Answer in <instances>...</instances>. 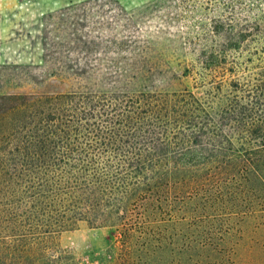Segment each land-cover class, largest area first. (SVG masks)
Wrapping results in <instances>:
<instances>
[{
    "label": "trees",
    "instance_id": "1",
    "mask_svg": "<svg viewBox=\"0 0 264 264\" xmlns=\"http://www.w3.org/2000/svg\"><path fill=\"white\" fill-rule=\"evenodd\" d=\"M164 6L184 35L165 56L141 42L125 71L138 88L0 94V264H77L53 239L82 223L118 231L135 264L159 233L255 212L264 0Z\"/></svg>",
    "mask_w": 264,
    "mask_h": 264
},
{
    "label": "rangeland",
    "instance_id": "2",
    "mask_svg": "<svg viewBox=\"0 0 264 264\" xmlns=\"http://www.w3.org/2000/svg\"><path fill=\"white\" fill-rule=\"evenodd\" d=\"M167 1L0 0V94L138 88L140 82L131 81L132 72L125 71L141 42H148L149 55L165 56L182 41L185 27L181 19L179 24L171 19L175 15L164 6ZM260 169L264 177V163ZM255 189V212L215 221L219 227L230 218V229L159 233L160 247L150 255L139 252L143 260L135 264H264V185ZM205 238L214 239L219 250L198 245ZM53 242L77 264L134 263L119 232L110 227L82 223Z\"/></svg>",
    "mask_w": 264,
    "mask_h": 264
},
{
    "label": "crops",
    "instance_id": "3",
    "mask_svg": "<svg viewBox=\"0 0 264 264\" xmlns=\"http://www.w3.org/2000/svg\"><path fill=\"white\" fill-rule=\"evenodd\" d=\"M3 20H4L3 17L0 16V25L3 22Z\"/></svg>",
    "mask_w": 264,
    "mask_h": 264
}]
</instances>
